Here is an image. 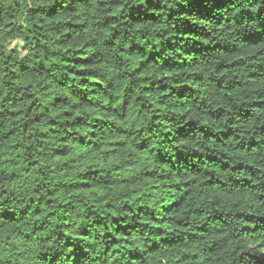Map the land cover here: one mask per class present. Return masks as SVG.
Masks as SVG:
<instances>
[{
    "label": "trees",
    "instance_id": "obj_1",
    "mask_svg": "<svg viewBox=\"0 0 264 264\" xmlns=\"http://www.w3.org/2000/svg\"><path fill=\"white\" fill-rule=\"evenodd\" d=\"M0 264H264V0H0Z\"/></svg>",
    "mask_w": 264,
    "mask_h": 264
}]
</instances>
